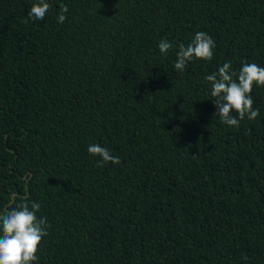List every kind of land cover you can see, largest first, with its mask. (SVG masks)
<instances>
[{
  "label": "trees",
  "instance_id": "1",
  "mask_svg": "<svg viewBox=\"0 0 264 264\" xmlns=\"http://www.w3.org/2000/svg\"><path fill=\"white\" fill-rule=\"evenodd\" d=\"M34 2L0 0V213L40 203L35 264H264V87L237 128L204 80L264 67V0H48L25 23ZM198 31L212 60L177 72Z\"/></svg>",
  "mask_w": 264,
  "mask_h": 264
},
{
  "label": "clouds",
  "instance_id": "2",
  "mask_svg": "<svg viewBox=\"0 0 264 264\" xmlns=\"http://www.w3.org/2000/svg\"><path fill=\"white\" fill-rule=\"evenodd\" d=\"M50 8L48 0H35L25 23L30 20L43 21ZM67 12L68 8L62 5L57 15L58 23L65 22ZM172 47V43L165 38L158 43L160 53L165 56ZM214 47L215 42L206 32H196L187 45H177L174 69L182 73L190 62L211 61ZM204 80L210 85V96L216 108L214 115L218 116L221 123L238 128L245 118L255 120L260 115L259 108H253L251 93L253 86L264 87V67L243 63L237 72L233 70L232 62L227 61L216 72L205 75ZM87 151L90 156L100 157L103 164L120 163L119 156H113L108 148L100 144H90ZM16 199L15 195L11 197L14 205ZM20 199L22 203L0 213V264H35L39 246L48 235L47 219L37 215L40 203L26 197Z\"/></svg>",
  "mask_w": 264,
  "mask_h": 264
}]
</instances>
